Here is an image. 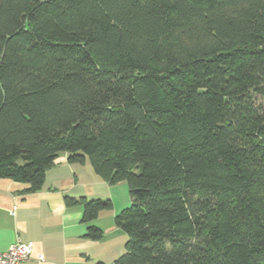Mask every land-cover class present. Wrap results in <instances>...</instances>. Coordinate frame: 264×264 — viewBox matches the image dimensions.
Segmentation results:
<instances>
[{
	"label": "trees",
	"instance_id": "16d2710c",
	"mask_svg": "<svg viewBox=\"0 0 264 264\" xmlns=\"http://www.w3.org/2000/svg\"><path fill=\"white\" fill-rule=\"evenodd\" d=\"M63 153L129 188L113 264H264V0H0V180Z\"/></svg>",
	"mask_w": 264,
	"mask_h": 264
},
{
	"label": "crops",
	"instance_id": "0c3cea01",
	"mask_svg": "<svg viewBox=\"0 0 264 264\" xmlns=\"http://www.w3.org/2000/svg\"><path fill=\"white\" fill-rule=\"evenodd\" d=\"M27 186L0 180V253L12 245L34 243L30 264H113L125 251L128 235L115 218L132 201L124 183L109 185L98 176L89 161L71 164L61 154L47 171L38 192L25 194ZM110 200L113 208L103 211L91 224L83 223V207L67 199ZM90 225L103 231L99 241L85 236ZM43 255L38 261L37 255Z\"/></svg>",
	"mask_w": 264,
	"mask_h": 264
},
{
	"label": "built area",
	"instance_id": "2783aa9c",
	"mask_svg": "<svg viewBox=\"0 0 264 264\" xmlns=\"http://www.w3.org/2000/svg\"><path fill=\"white\" fill-rule=\"evenodd\" d=\"M34 243L18 241L6 252L0 253V264H30L34 255ZM38 261H43V255H37Z\"/></svg>",
	"mask_w": 264,
	"mask_h": 264
},
{
	"label": "rangeland",
	"instance_id": "374dc122",
	"mask_svg": "<svg viewBox=\"0 0 264 264\" xmlns=\"http://www.w3.org/2000/svg\"><path fill=\"white\" fill-rule=\"evenodd\" d=\"M123 183H124V182H123ZM124 184H126V183H124ZM126 185H127V184H126ZM130 206H131V205H130ZM125 253H126V251H125ZM125 253H124V254H125Z\"/></svg>",
	"mask_w": 264,
	"mask_h": 264
}]
</instances>
